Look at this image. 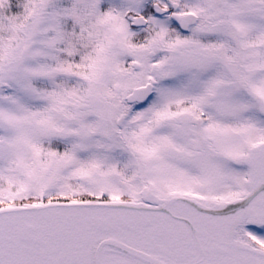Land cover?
Segmentation results:
<instances>
[{
    "label": "snow or ice",
    "instance_id": "1",
    "mask_svg": "<svg viewBox=\"0 0 264 264\" xmlns=\"http://www.w3.org/2000/svg\"><path fill=\"white\" fill-rule=\"evenodd\" d=\"M0 264H264V0H0Z\"/></svg>",
    "mask_w": 264,
    "mask_h": 264
}]
</instances>
